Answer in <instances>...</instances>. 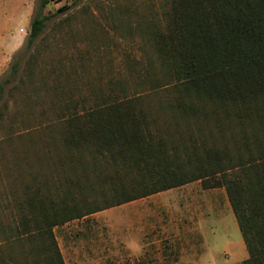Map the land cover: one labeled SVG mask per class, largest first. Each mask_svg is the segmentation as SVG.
<instances>
[{"label": "rangeland", "instance_id": "1", "mask_svg": "<svg viewBox=\"0 0 264 264\" xmlns=\"http://www.w3.org/2000/svg\"><path fill=\"white\" fill-rule=\"evenodd\" d=\"M160 1L50 0L46 5L45 14L54 16L0 102V264L50 263L46 253L38 252L42 249L37 242L17 238L24 217L31 219L33 213L40 216L42 201L55 219L61 220L114 204L122 196L121 190H134L116 188L117 185L124 183L129 187L145 176L143 162L105 157L96 146L72 143L66 137V126L53 122L63 111L90 108L109 96L148 92L150 83L142 75L146 65L143 50L150 58L154 59V54L146 40L149 27L144 18ZM37 5L38 0H0V33L20 44L0 76L25 47ZM150 76L163 77L159 65L151 67ZM158 93L162 95L163 91ZM157 97H146L139 108L147 110L151 131L165 143L167 155L174 162L183 163L188 171L197 165L198 161L192 160V165L187 162V146L193 136L197 141L205 139L218 144L229 156H238L240 128L235 118L222 119L220 126L218 115L213 114L208 119L190 114L182 120L176 112L160 107ZM206 108L212 110L214 105L207 102ZM247 129L263 135L259 120ZM255 145H251V150H256ZM217 189L218 197L219 191L224 194L223 207L219 200L215 206L214 197L208 198L205 205L201 202L204 197L195 194L206 208L205 218L196 226L207 238L200 249L208 258H215L214 264H239L248 257V251L227 192L223 186ZM189 196L188 190H172L160 198L162 202L171 199L177 209ZM32 203L38 206L33 212ZM110 210L119 221L135 212L125 205H115ZM190 211L193 213L194 209L190 207ZM92 218L90 215L82 222L95 234L103 233L102 219ZM79 222L74 220L57 229V235L63 237L66 233L61 235L59 230H71ZM29 225L34 226L33 221ZM53 261L57 264L55 257Z\"/></svg>", "mask_w": 264, "mask_h": 264}, {"label": "trees", "instance_id": "2", "mask_svg": "<svg viewBox=\"0 0 264 264\" xmlns=\"http://www.w3.org/2000/svg\"><path fill=\"white\" fill-rule=\"evenodd\" d=\"M49 2L38 0L26 45L0 76V102L54 16L45 14ZM153 6L150 16L144 18L149 27L146 40L154 54L150 58L143 50L146 65L142 75L150 83L148 92L109 96L90 108L63 111L53 122L66 126V137L72 143L96 146L105 157L143 162L145 176L129 187L117 185L134 190H121L122 198L114 204L61 220L42 201L40 216L24 217L17 238L37 242L42 249L38 252L46 253L49 264H56L54 257L57 264H65L53 233L55 225L201 180L204 188L223 186L227 192L248 251L239 264H264V0H161ZM157 65L163 77L151 78V67ZM151 95H158L159 106L176 112L182 120L190 114L205 119L213 114L218 115L220 126L222 119L235 118L240 128L238 156H229L218 144L197 141L192 135L187 162L198 161L197 165L188 171L183 163L174 162L165 143L151 131L147 110L139 108ZM207 102L214 105L212 110L206 108ZM256 120L263 135L247 129ZM253 144L255 151L251 150ZM37 207L32 203V212ZM30 220L34 226L29 225ZM42 223H46L44 227Z\"/></svg>", "mask_w": 264, "mask_h": 264}, {"label": "crops", "instance_id": "3", "mask_svg": "<svg viewBox=\"0 0 264 264\" xmlns=\"http://www.w3.org/2000/svg\"><path fill=\"white\" fill-rule=\"evenodd\" d=\"M19 47L13 37L0 33V75ZM192 182H199V186L190 184ZM192 182L120 204L129 210L135 209L133 214H126L120 221L112 216L110 209L113 207H109L55 225L53 233L65 264H212L215 258H208L200 249L207 238L201 236L196 226L206 216L202 203L206 205L208 198L214 197L215 206L220 201L223 207L224 194L219 191L218 197L217 187L204 188L201 180ZM172 190L189 191L188 201L179 202L177 209V203L170 198L169 202H162L160 198ZM204 193H208L207 197ZM195 194L204 199L197 200ZM186 207L189 211L182 212L181 209ZM190 207L194 209L193 213ZM90 215L96 221L102 219L103 233L95 234L82 222ZM74 220L81 222L74 224L71 230H59L60 234L66 233L59 237L57 229Z\"/></svg>", "mask_w": 264, "mask_h": 264}]
</instances>
